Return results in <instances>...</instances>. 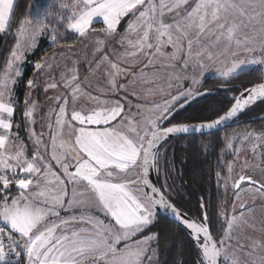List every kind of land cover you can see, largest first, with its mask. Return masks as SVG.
Listing matches in <instances>:
<instances>
[{
  "label": "snow or ice",
  "instance_id": "obj_1",
  "mask_svg": "<svg viewBox=\"0 0 264 264\" xmlns=\"http://www.w3.org/2000/svg\"><path fill=\"white\" fill-rule=\"evenodd\" d=\"M14 7V0H0V32L11 27ZM61 7L68 8L71 16L59 19L67 20L66 28L80 36L90 31L96 17L103 18L106 27L99 31L107 35L116 33L123 17L130 13L134 17L127 32L135 38L126 35L121 40L128 48L125 66L103 58L109 65V94L127 93L128 85L135 81L151 84L155 74L149 78L145 70L153 66L156 56L168 55L177 62L184 57L181 74L165 81L164 87L147 88L146 95H159L161 101L136 104L133 113V106L125 110L127 96L121 103L85 94L73 72L70 78H63L66 94L54 98L58 110H50L55 119L48 124V156L42 154L47 152L40 138L43 133L37 135L32 129L38 105L30 98L25 101L23 116L37 146L28 158L24 145L15 143L19 137L12 136L13 85L21 74L19 64L31 47L30 41L49 25L45 18L19 24L16 44L0 74V264H158L160 235L149 230L158 222L157 212L161 210L187 230L197 251L196 264H264V254L256 255L264 243L251 245L246 253L253 257L250 261L233 247L236 229L245 222L243 211L237 215L233 206L229 216L221 204L226 227L220 237H213L207 212H202L200 219L188 217L170 202L166 185L157 187L150 179L152 172L160 171L161 148L170 137L204 135L238 117L258 100L264 101L262 81L233 95L219 114L192 118L198 122H171L201 95L194 87H179L185 79L183 72L192 69L194 75L187 79L193 86L199 85L206 69L205 58L213 60V46L221 48L222 55H231V60L217 70L226 80L257 70V66L264 71V0H196L194 6L189 0H75L71 6ZM166 13L172 15L171 23L165 22ZM52 39L56 41L55 34ZM167 46L173 49L170 55L163 51ZM129 61L142 65L141 70L132 73ZM35 67L39 70L44 65L37 62ZM128 76L133 77L128 84L119 83V78ZM27 84L30 89L36 86L34 80ZM56 87L48 83L45 90ZM83 95L93 101L92 107L78 109L77 101ZM243 140L252 142L254 154L264 149V132H246ZM228 148L232 149L231 139ZM53 161L59 173L53 171ZM244 168L249 174L239 175L232 184L236 198L245 184L246 193L264 196V160L255 165L245 163ZM227 171V178L216 173L218 184L223 180L227 185L233 178L232 163L227 164ZM13 187L18 194L9 196ZM200 207L203 210L204 204ZM61 212L67 215L62 217ZM93 212L99 215L90 214Z\"/></svg>",
  "mask_w": 264,
  "mask_h": 264
},
{
  "label": "rangeland",
  "instance_id": "obj_2",
  "mask_svg": "<svg viewBox=\"0 0 264 264\" xmlns=\"http://www.w3.org/2000/svg\"><path fill=\"white\" fill-rule=\"evenodd\" d=\"M167 2V0H166ZM196 0H189V5L194 6ZM15 3V0H14ZM69 5L68 0H39L36 6V9L33 13V16L29 19L24 20H37L40 18H45V23L49 25V29L43 31L35 36L34 42H31V47L28 48L24 53V60L19 64L20 76L16 77V82L13 85V95L15 98V105L17 104V94L16 88L20 84V80H22V76L24 77L25 71L28 70V65L34 66V71L29 80L35 81V87L29 88L26 83V95L25 100L29 98L38 105L36 112L34 113L35 123L32 125V129L34 132L39 135L43 133L40 137L43 144L47 146V152H42L43 155H50L51 153V143H50V133L48 124L51 121H54L55 117L50 115V110L57 109V105L55 103L54 98L66 94L64 87L63 78H70L71 74L75 72V74L79 77V81L81 84L82 91L85 94H91V96H96L101 100H120L121 103H124V97L127 96V103L125 104V110L127 111L129 106H133L131 108L132 112H136V108L134 105L136 104H145L150 105L152 102H160L161 97L159 95H146V89L149 87H164L165 81H170L174 76L181 74V67L183 64L184 57H181L179 62L175 60L169 59L168 55L165 56H156L154 57L153 66L145 71L148 73L149 78L155 74L156 79L151 84H144L140 81H135L133 84L128 85L127 93L124 91H120L115 94H109L108 89L106 87V71L109 67L107 61H104V56H107L109 60L113 62H120L121 67H124L123 63L124 53L127 48V44H121V40L126 35L129 39H134V34H129L127 32L128 24L130 21L134 19V17L130 16V18L125 22V25L121 30L117 28L116 33L112 35H107L103 32L94 31L88 33L87 36H83L82 40L76 46H62L57 49H52L42 58L37 60V58H30V54L36 48L38 44H40V39L45 37V33L48 34L50 38V43L53 44L54 41L52 39L53 31L55 29L54 26L49 24V20L53 18V16H58L59 12L56 11L55 7L58 5L60 11L64 10L69 14L68 8H62L61 5ZM23 20V21H24ZM165 22L171 23L173 17L171 14H167L164 17ZM21 23V22H20ZM19 23V24H20ZM19 25L12 30L16 36L18 37V29ZM56 36V34H55ZM41 45V44H40ZM14 48V47H13ZM166 54H171L173 49L171 46H167L163 49ZM194 52L197 49L193 50ZM213 60L209 61L207 58L204 60V64L206 65V69L204 75L200 77V84L193 86L191 84V80L187 79L188 77H192L194 72L192 69H187L183 72V76L185 79L180 81V88H189L194 87L196 90L201 91L204 88V84L207 79H213L214 82H226L232 78L225 79L217 74V70L222 67L223 64H227L229 60H231V55L226 53L224 55L221 54L222 49L213 46ZM241 58H250V57H241ZM10 59V56H9ZM8 59V60H9ZM39 62L44 65L42 69H36L35 64ZM130 71L132 73H138L141 70L142 65L139 63L132 65L129 61ZM259 66H257L258 75L264 79V71L258 70ZM3 73V71H2ZM1 73V74H2ZM132 76L121 77L119 78V83L128 84L129 80H132ZM48 83H55L57 87L55 89H47ZM101 90H103L101 92ZM135 93V95H133ZM93 106V101L88 98V95L81 96L77 101V107L88 109ZM42 109H41V108ZM44 107V109H43ZM40 108V109H39ZM41 110V112H39ZM14 127L12 129V136H18L19 141H16L17 144L24 145L25 155L27 157L32 156L37 146L35 145L31 134L29 132V128L27 125V132L30 137V141L28 143L24 142L22 139V134L17 128V124L13 119ZM256 132L259 134L260 132H264V129H259L256 127H250L246 125L235 126L229 128L226 133V146L224 150V155H222L221 162L225 166V169L221 172L220 176L227 178L229 173L227 171V164H233V173L232 179H229L227 185H225L224 181L221 180L218 184V190L222 192L221 196L216 201V217L221 221V224L224 223L223 217L220 215V206L223 204V207L227 210L229 216H231L232 208L235 206L236 213L239 215L241 211L245 213V222L240 225L238 229H236V234L233 237V247L236 248L237 253L246 260H252L253 257H249L246 255L247 251L251 247V245L255 242L257 245L264 243V196L260 194L254 193H246L244 189H247L248 185H243L242 190L239 193V199L236 198V190L232 187L235 179L238 178L242 172H244L245 163L249 165H255L256 163L264 160V156H261L260 153L264 152V149H257V152L254 154L251 151V141H244L243 136L246 132ZM64 141H68V136L65 133L63 136ZM232 140V149L228 148V140ZM59 142V141H58ZM66 148L69 152H71L70 144H66ZM166 150H162V153ZM58 151H61L58 149ZM72 156H75V152H71ZM249 156V157H248ZM254 156L256 157L254 159ZM59 166L55 172L59 173ZM258 175V173L254 174ZM14 195L9 196H15ZM241 205H244L241 208ZM93 215H99L98 213H90ZM67 213L61 212V216H66ZM100 219H104L105 223L108 221L100 216ZM238 242V244H237ZM122 247V245H121ZM264 254V249H258L256 255Z\"/></svg>",
  "mask_w": 264,
  "mask_h": 264
},
{
  "label": "trees",
  "instance_id": "obj_3",
  "mask_svg": "<svg viewBox=\"0 0 264 264\" xmlns=\"http://www.w3.org/2000/svg\"><path fill=\"white\" fill-rule=\"evenodd\" d=\"M39 0H16L14 7L13 23L11 27L0 32V74L7 64L11 51L16 44L17 38L12 30L16 28L24 19L33 16ZM62 0H59L61 2ZM70 2L72 0H69ZM60 15L53 16L49 24L56 29V41L51 44L48 34L40 39V44L36 46L30 54V58L39 60L53 48L64 46H76L81 40V36L66 28L67 20L61 21L59 17H69L66 11H60L58 5L55 7ZM131 14L121 19L118 29L121 30ZM24 77L16 88L17 104L15 105L14 121L22 134L24 142L28 143L27 123L23 116L25 111L26 83L34 71L33 65H28ZM264 80L257 71L243 73L226 82H214L207 79L202 90L208 92L180 110L172 119L174 122H198L193 117L214 116L224 109L226 104L231 103V97L239 94L243 89ZM246 125L264 129V101L254 105L237 118L226 130H220L204 135L181 136L166 147L162 153L160 162L161 171L167 174V164L171 157L177 172L176 180L173 184L172 194L168 197L178 208L190 215L198 213L202 217V212H207L209 217V227L215 237L221 236V230L226 227L216 217V201L222 192L218 190L216 173L225 169L221 162L226 146L225 133L229 128ZM163 144V146H165ZM162 146V147H163ZM163 171V169H165ZM166 171V172H165ZM163 175V174H162ZM161 176V175H160ZM162 177V176H161ZM161 186V185H160ZM17 192L12 188L11 194ZM167 195V193H165ZM204 204L203 210L200 205ZM196 216V215H194ZM196 216L195 219H200ZM158 222L150 228V232L159 233L160 244L157 253L158 264H196L198 261L197 251L188 233L175 221L170 220L157 212ZM148 234L147 232L144 233ZM139 238V237H137Z\"/></svg>",
  "mask_w": 264,
  "mask_h": 264
},
{
  "label": "flooded vegetation",
  "instance_id": "obj_4",
  "mask_svg": "<svg viewBox=\"0 0 264 264\" xmlns=\"http://www.w3.org/2000/svg\"><path fill=\"white\" fill-rule=\"evenodd\" d=\"M172 123H177V122H174L173 120L171 121ZM230 126V125H229ZM228 126V127H229ZM228 127H226L225 129H223V130H226ZM181 136H179V137H175V138H172V139H169V140H167V142H165L166 143V145L165 146H163L162 148H161V152H162V150H164V148H166L169 144H171L174 140H177L178 138H180ZM164 143V144H165ZM249 157V156H248ZM160 167V166H159ZM167 174L165 175L163 172H161V173H159V180H158V182H159V185H166V188L168 189V191H170L171 192V197H173V194H172V190H173V184H174V182H175V180H176V177H177V172H176V169H175V165L173 164V161L171 160V157H170V159L168 160V164H167ZM164 170H166V168L165 169H163V171ZM160 171H161V169H160ZM223 171V170H222ZM221 171V172H222ZM166 172V171H165ZM219 173H220V171H219ZM163 174V175H162ZM242 174H249V170L247 169V168H245V170H244V172H242ZM162 177H161V176ZM241 175V174H240ZM243 186V185H242ZM167 193V192H166ZM194 215H196V216H198V215H200V214H198V213H194L193 215H191L192 217H194V218H196V216H194ZM198 218H201L200 216H198Z\"/></svg>",
  "mask_w": 264,
  "mask_h": 264
},
{
  "label": "water",
  "instance_id": "obj_5",
  "mask_svg": "<svg viewBox=\"0 0 264 264\" xmlns=\"http://www.w3.org/2000/svg\"><path fill=\"white\" fill-rule=\"evenodd\" d=\"M262 81H264V80H262ZM262 81H260V82H262ZM260 82H258V83H260ZM255 84H257V83H255ZM254 85V84H253ZM253 85H251V86H249V87H252ZM249 87H247V88H249ZM244 90V89H243ZM242 90V91H243ZM200 93H201V95H199V96H196V98L194 99V100H192V102L193 101H195L196 99H198V98H200V97H202V96H204L207 92H208V90H201V91H199ZM237 95H239V94H237ZM191 102V103H192ZM260 102H262V101H257L254 105H256V104H258V103H260ZM189 105V104H188ZM254 105H252L251 107H253ZM250 107V108H251ZM249 109V108H248ZM248 109H246L245 111H247ZM244 111V112H245ZM243 112V113H244ZM242 113V114H243ZM242 114H240L238 117H236V118H234V119H232V120H230V121H227V122H225L222 126H220L219 128H217V129H215V130H212L211 132H207L206 134H209V133H213V132H216V131H220V130H223V129H225L226 127H228L230 124H232L237 118H239ZM194 135H200V134H194ZM186 136H190V135H186ZM176 137H179V136H176ZM172 138H175V137H170L169 139H172ZM168 139V140H169ZM150 179L152 180V182L157 186V187H160V185H159V182H158V177H157V172H152L151 173V176H150ZM169 199V198H168ZM170 200V199H169ZM170 202L173 204V205H175L171 200H170ZM175 207L177 208V209H179L181 212H183V213H185L188 217H192L190 214H188L187 212H185V211H183V210H181L180 208H178L176 205H175ZM160 214H162V210L161 211H158ZM162 215H164L165 217H167V218H169L170 220H172V221H175L173 218H171L170 217V215H165V214H162ZM192 218H194V217H192ZM195 219V218H194ZM176 222V221H175ZM178 223V222H177ZM178 224H180V223H178ZM181 225V224H180ZM182 226V225H181ZM183 227V226H182ZM184 228V227H183ZM184 230L187 232V230L184 228ZM188 233V232H187ZM211 234H212V236L213 237H215L214 235H213V233L211 232Z\"/></svg>",
  "mask_w": 264,
  "mask_h": 264
},
{
  "label": "crops",
  "instance_id": "obj_6",
  "mask_svg": "<svg viewBox=\"0 0 264 264\" xmlns=\"http://www.w3.org/2000/svg\"><path fill=\"white\" fill-rule=\"evenodd\" d=\"M69 1V0H68ZM15 2H16V0H15ZM75 3V0H72L71 2L69 1V6H71L72 4H74ZM15 4V3H14ZM69 16H71V12L69 11ZM131 14V13H130ZM121 21V20H120ZM118 26H119V24H118ZM118 26H117V28H118ZM106 27V25L103 23V18L102 17H96L95 19H94V22H93V24L91 25V29H90V31L88 32V33H91V32H94V31H98V32H100L99 30L100 29H103V28H105ZM94 30V31H93ZM117 30V29H116ZM72 31V30H71ZM74 32V31H73ZM87 33V34H88ZM87 34L85 35V36H87ZM84 36V37H85ZM82 38H83V36H81V40H82ZM41 108V107H40ZM39 108V109H40ZM42 109V108H41ZM43 109H44V107H43ZM39 112H41V110H39ZM28 139H29V141H30V137H29V135H28ZM45 156H48V155H45ZM32 156H29L28 158H31ZM52 164H53V171H56L57 170V168H58V165H56L55 164V162L53 161L52 162ZM16 193H18V191L17 192H15V193H8V194H10V195H14V194H16Z\"/></svg>",
  "mask_w": 264,
  "mask_h": 264
}]
</instances>
